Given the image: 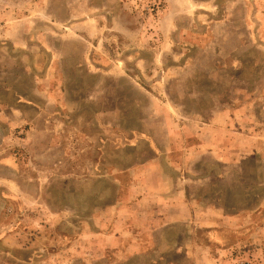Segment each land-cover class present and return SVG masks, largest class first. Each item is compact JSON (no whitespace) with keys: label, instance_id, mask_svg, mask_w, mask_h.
Segmentation results:
<instances>
[{"label":"rangeland","instance_id":"374dc122","mask_svg":"<svg viewBox=\"0 0 264 264\" xmlns=\"http://www.w3.org/2000/svg\"><path fill=\"white\" fill-rule=\"evenodd\" d=\"M0 264H264V0H0Z\"/></svg>","mask_w":264,"mask_h":264},{"label":"crops","instance_id":"0c3cea01","mask_svg":"<svg viewBox=\"0 0 264 264\" xmlns=\"http://www.w3.org/2000/svg\"><path fill=\"white\" fill-rule=\"evenodd\" d=\"M160 181V180H159ZM161 183L159 184L160 185V190L158 191V193L161 194H166L168 191L167 190H164V184L162 185L163 181H160ZM180 221L179 220H176V221H171V222H168L166 224H164L163 226H167L169 224H174V223H179Z\"/></svg>","mask_w":264,"mask_h":264}]
</instances>
